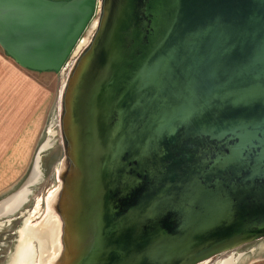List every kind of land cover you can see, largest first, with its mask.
<instances>
[{"label": "water", "instance_id": "95a60500", "mask_svg": "<svg viewBox=\"0 0 264 264\" xmlns=\"http://www.w3.org/2000/svg\"><path fill=\"white\" fill-rule=\"evenodd\" d=\"M0 46L71 68L56 264H203L264 237V0H0Z\"/></svg>", "mask_w": 264, "mask_h": 264}, {"label": "rangeland", "instance_id": "374dc122", "mask_svg": "<svg viewBox=\"0 0 264 264\" xmlns=\"http://www.w3.org/2000/svg\"><path fill=\"white\" fill-rule=\"evenodd\" d=\"M92 34L93 27L87 33L85 43L90 41ZM0 50H3L1 46ZM5 58L3 62L14 66L9 69V65L0 64V203L25 184L36 166L35 159L41 146L50 141L40 153L42 175L31 186L28 200L20 209L0 219V264H12L25 227L34 230L49 216L58 217L54 214H58L54 202L60 196L62 183L56 168L66 157L60 94L71 68L65 72L35 71L21 67L6 52ZM74 60L75 56L71 63ZM18 67L26 73H20ZM55 193L56 199L52 202ZM33 242L38 252L37 264H56L55 257L60 251L55 253L49 246V249L43 248L36 238ZM230 258L234 261L232 264L264 263V237L219 254L203 264H219Z\"/></svg>", "mask_w": 264, "mask_h": 264}, {"label": "bare ground", "instance_id": "6f19581e", "mask_svg": "<svg viewBox=\"0 0 264 264\" xmlns=\"http://www.w3.org/2000/svg\"><path fill=\"white\" fill-rule=\"evenodd\" d=\"M87 35V34H86ZM86 35L83 41L79 44L77 51L82 48V45L86 41ZM50 144V141L41 146L40 152L35 159V168L32 170L33 172L30 174L29 178L25 182V184L15 192V194L6 198L4 201L0 203V219L2 217H6L20 209V207L28 200L29 195L31 194V186L38 182L42 175L41 164H40V153L45 150V148ZM39 157V158H38ZM38 158V160H37ZM41 172H40V171ZM57 193L51 198V201H55ZM51 203V202H50ZM59 217L58 214L54 213ZM50 215V214H49ZM56 216H49L45 219L44 223L41 226L34 230H30L28 226L25 227L24 235L22 236L21 242L19 244L18 250L16 252V256L12 264H37L36 256L38 254L36 245L33 242V239H38L39 243L43 248H52L55 253H60L55 257L58 259L63 250L62 245V232L63 225L61 218ZM29 220V219H28ZM1 225V223H0ZM27 225V224H26ZM39 235V236H38ZM53 245V246H52ZM49 249V248H48ZM209 260L205 261L208 262ZM204 262V263H205ZM234 261L232 258L226 259L219 264H232Z\"/></svg>", "mask_w": 264, "mask_h": 264}, {"label": "crops", "instance_id": "0c3cea01", "mask_svg": "<svg viewBox=\"0 0 264 264\" xmlns=\"http://www.w3.org/2000/svg\"><path fill=\"white\" fill-rule=\"evenodd\" d=\"M1 52H3L4 54H2ZM0 54H1V55H0V64H1V66L9 65V66H7V67H9V69H10V67H12V69H13V66H14L13 63H5V62H3V61H5V59H6V58H5V52H4L3 50H0ZM7 67H6V68H7ZM6 68H5V69H6ZM18 68H19V67H18ZM23 68H24V67H23ZM5 69H4V71H5ZM19 70H20V73H23V72L26 73L25 71H23V70L20 69V68H19ZM4 71H3V72H4ZM262 264H264V263H262Z\"/></svg>", "mask_w": 264, "mask_h": 264}]
</instances>
